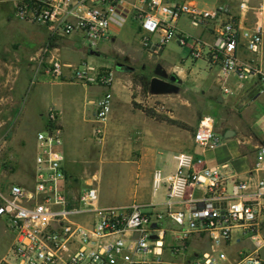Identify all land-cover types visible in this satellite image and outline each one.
<instances>
[{"label": "built area", "instance_id": "built-area-1", "mask_svg": "<svg viewBox=\"0 0 264 264\" xmlns=\"http://www.w3.org/2000/svg\"><path fill=\"white\" fill-rule=\"evenodd\" d=\"M249 1L239 0V9H249ZM9 2L15 17L43 27L48 34L49 40L34 57L33 80H62L66 66L72 68L75 80L106 89L95 103L94 133L98 140L103 139L111 111L113 74L98 72L93 77L91 66L65 65L55 43L76 35L86 49L97 50L99 41L115 35L128 17L138 22L141 45L151 55L157 56L171 40L179 45L189 43L192 58L210 55L218 59L222 81L230 75L245 80L254 73L264 90L261 67L241 61L236 54L240 46L253 54L261 51L262 26L257 22L241 28L226 16L223 5L207 10L165 0ZM181 18L194 27L210 24L212 45L180 32L177 22ZM58 120L57 109H49L46 129L36 134L33 188L12 184L7 191L0 190V221L6 222L12 233L0 264H167L162 259L164 249L174 255L185 251L193 234L207 237L209 248L188 264H264L260 255L264 247V143L256 145L254 164L244 178L229 176L227 162L211 166L200 153L180 151L173 155L176 165L171 172L160 168L152 171V196L162 189L161 201L105 205L93 184L84 185L77 195L68 189L63 130ZM192 142L200 152L220 144L211 115H201ZM164 222L177 226L169 229L172 238L167 244ZM234 236L238 241L248 236L252 249L241 251L231 261L222 244Z\"/></svg>", "mask_w": 264, "mask_h": 264}, {"label": "rangeland", "instance_id": "rangeland-1", "mask_svg": "<svg viewBox=\"0 0 264 264\" xmlns=\"http://www.w3.org/2000/svg\"><path fill=\"white\" fill-rule=\"evenodd\" d=\"M11 8L9 0H0V109L3 108L0 110V122H3L0 123V132H4L0 134V152L16 122L14 118L17 113L7 121L9 107L12 105L19 109L29 98L30 90L40 86V79L33 80L36 69L34 57L44 45V42L38 41L42 36V31L35 30L38 25L13 16ZM131 21L134 22L132 28H124L116 36L115 42L111 38L99 41L96 51L98 55L91 54L90 51L95 49H86L76 35L63 38L59 45L60 57L70 66H91L94 68L91 72L93 77L98 72H113L112 110L106 120L103 139L96 138L94 110H91L87 131L79 135L78 147L74 148V155L68 157L67 161V170L74 177L75 183L95 185L100 203L105 205L161 201L162 189L152 196V171L160 168L164 172H171L176 165L173 155L179 150H191V137L201 115L209 114L214 118V130L219 123L216 99L209 97L212 92L208 88L211 78L204 57L192 58L189 43L179 45L175 40L168 42L159 55H149L142 51L138 22L134 19ZM185 26L190 34L197 35L199 28L189 24ZM128 56L133 59L129 60ZM118 61L131 65L134 70H116L115 63ZM158 64L166 70V75L175 77L177 91L164 94L143 92L141 77L150 80L154 76V67ZM168 66L181 67L187 77L184 73L171 71ZM183 78L185 79L182 81ZM180 79L181 83H178ZM96 91L99 92L100 89L93 85L64 82L51 87L49 100L59 110L64 102L65 116L69 120L74 118L76 127L84 120L90 95ZM32 92L35 93V90ZM139 106L151 109L156 118L145 115L137 108ZM167 119L174 120L177 124H171ZM70 130H74V127H70ZM152 148L153 156L150 153ZM3 161L0 159V164ZM5 223L0 221V258L8 248L12 236ZM164 227V242L167 244L172 238L169 229H177V226L164 222ZM204 246L203 243L201 248ZM235 248L251 250L252 244L248 236L237 241ZM187 249L176 255L166 251L162 259L167 264H175L174 259H169L170 256L179 259L181 256L184 259L192 258V255H187ZM190 249L194 252L199 247L193 243ZM260 255L264 259V247Z\"/></svg>", "mask_w": 264, "mask_h": 264}, {"label": "crops", "instance_id": "crops-1", "mask_svg": "<svg viewBox=\"0 0 264 264\" xmlns=\"http://www.w3.org/2000/svg\"><path fill=\"white\" fill-rule=\"evenodd\" d=\"M133 2L134 0H127ZM168 3L175 4L180 2H188L198 6L201 9L213 10L216 7L223 5L226 7V16L229 19H233L236 24L241 28L253 27L255 23H259L262 26V47L258 54H253L245 50L243 46H240L236 54L241 61L251 63L261 67L264 72V0H250L249 9L241 11L238 7L239 0H165ZM12 7V6H11ZM13 13V10L11 8ZM14 14V13H13ZM15 16V15H13ZM225 17V18H227ZM9 19V15L7 17ZM10 20L12 18L10 17ZM131 18H127L120 28L116 30L115 37H111L115 42L119 34H121L124 28L130 29L134 23ZM185 24H189L186 18H181L177 22V29L180 32L186 33L191 37L201 39L206 45H212L214 42V36L212 34L211 25L199 26L197 35H192L187 30ZM190 25V24H189ZM192 26V25H190ZM128 27V28H127ZM194 27V26H193ZM140 37V29L137 27ZM37 32L42 31L40 39L38 41L47 42L49 40L47 31L41 27H35ZM35 32V31H34ZM38 34V33H37ZM34 37V33L32 35ZM63 39L58 40L55 46L58 48ZM170 42V41H169ZM141 43V42H140ZM166 45V44H165ZM164 45V46H165ZM163 46V47H164ZM142 47V45H141ZM160 51H163V48ZM95 51H98L95 50ZM142 51L147 52L142 47ZM159 51V53H160ZM124 54V53H121ZM125 55V54H124ZM159 55V54H158ZM129 57V56H128ZM204 62L206 64L209 76L211 78L208 88L211 92L210 98L216 99V109L218 110V125L215 127V133L220 138V144L214 149L200 152V149L194 147L193 142L191 145V152L200 153L205 159L208 165H221L227 162L230 166L226 170L229 176H237L244 178L249 168L252 167L255 161V147L259 143H264L263 129H264V90H262V83L260 77L254 73L250 74L245 80H238L234 75H230L225 81H222L219 74V61L212 58L210 55H204ZM62 59V58H61ZM132 56L129 60H132ZM63 61V59H62ZM65 65H69L68 62H64ZM163 68V67H162ZM171 71L184 73L187 77V73L178 66H168ZM166 73V70L163 68ZM112 72V71H111ZM124 72V71H123ZM102 73V72H101ZM113 74V72H112ZM73 78V80H71ZM62 80L48 81L40 78L41 83L39 87L32 88L31 92L35 90L34 94L30 93V96L25 102L17 109L15 106L9 107L10 112L5 117L7 121L12 118L16 113V120L13 131L9 133L8 138L2 146V152H0V159L4 160L0 164V190L7 191L12 184L20 185L28 190H31L34 185L35 174V156H36V134L39 131L46 129V114L49 109L56 108L59 116V124L63 130V151L65 154V161L63 167L68 177V189L73 195H77L80 188L88 183H75L74 177L69 174L67 170L68 157L74 155V148L77 146V138L79 135L86 132L89 125V114L91 110L95 112V103L105 92V88L97 83L85 84L81 81L76 82L74 79V73L72 69L68 67L63 68ZM185 78L182 79V81ZM181 80V79H180ZM64 82H72L80 85H93L100 89L91 93L89 103L85 109V118L81 122V125L75 127V120L65 116V103L61 106L60 110L58 106L51 103L49 95L51 93V87H55L57 84ZM81 82V83H80ZM119 84V83H118ZM112 87V85H111ZM110 87V91H111ZM119 90V87H117ZM112 94V93H111ZM33 95V96H32ZM117 99V98H116ZM64 106V107H63ZM63 107V108H62ZM16 110L14 111V109ZM3 109V108H2ZM0 109V110H2ZM8 109V110H9ZM112 110V105H111ZM111 112V111H110ZM4 120V119H3ZM73 120V121H71ZM1 124L3 122H0ZM106 124V122H105ZM104 124V132H105ZM74 127V130H70V127ZM231 130L232 135L225 137L226 130ZM3 130L0 132V134ZM4 133V132H3ZM3 135V134H2ZM264 135V134H263ZM81 138V137H80ZM192 140V137H191ZM156 141V140H155ZM154 141V145L156 144ZM160 141V140H159ZM161 142V141H160ZM153 145V147H154ZM178 149V148H177ZM179 150V149H178ZM186 151V150H182ZM177 152H180L177 151ZM176 152V153H177ZM153 156V148L150 150ZM152 174V173H151ZM151 184V179H150ZM85 222L84 219H81ZM2 221V220H1ZM10 238V237H9ZM11 238L9 240V243ZM237 237L234 236L229 241L222 244L224 251L227 253L229 260H236L242 250L235 248ZM195 243L199 249L192 252L190 247ZM205 244L204 248H201ZM209 248V240L202 235L193 234L188 243L187 255H192V258L199 252L207 250ZM169 252L164 249V252ZM170 253V252H169ZM192 253V254H191ZM171 254V253H170ZM189 258H173L170 256V260L174 259L175 264H188Z\"/></svg>", "mask_w": 264, "mask_h": 264}, {"label": "water", "instance_id": "water-1", "mask_svg": "<svg viewBox=\"0 0 264 264\" xmlns=\"http://www.w3.org/2000/svg\"><path fill=\"white\" fill-rule=\"evenodd\" d=\"M91 54L98 55V52L91 50ZM115 69L118 71H124V72H132L134 68L131 65H128L124 62H116L115 63ZM166 73L161 68V65H156L154 68V76L149 80V92L152 94H164L169 92L177 91L178 85L175 83V77L171 76V80L165 79ZM174 81V82H172ZM178 83H181V80H178ZM231 130H226L225 137H228L229 135H232ZM153 226H155L153 224ZM155 238V235L152 236Z\"/></svg>", "mask_w": 264, "mask_h": 264}, {"label": "trees", "instance_id": "trees-1", "mask_svg": "<svg viewBox=\"0 0 264 264\" xmlns=\"http://www.w3.org/2000/svg\"><path fill=\"white\" fill-rule=\"evenodd\" d=\"M140 84L142 86L143 92L148 94L149 93V79L147 77H141ZM137 108L142 110L145 113V115L156 118L155 113L151 109H146L145 107H142V106H139ZM167 122H170L171 124H177L174 120H171V119H167Z\"/></svg>", "mask_w": 264, "mask_h": 264}, {"label": "flooded vegetation", "instance_id": "flooded-vegetation-1", "mask_svg": "<svg viewBox=\"0 0 264 264\" xmlns=\"http://www.w3.org/2000/svg\"><path fill=\"white\" fill-rule=\"evenodd\" d=\"M155 68V67H154ZM161 68H162V66H161ZM163 69V68H162ZM165 79H167V80H171V75H166V77H165ZM172 82H174V81H172Z\"/></svg>", "mask_w": 264, "mask_h": 264}]
</instances>
